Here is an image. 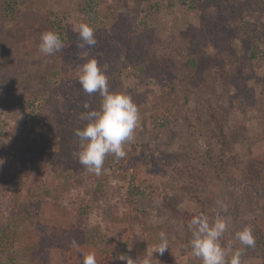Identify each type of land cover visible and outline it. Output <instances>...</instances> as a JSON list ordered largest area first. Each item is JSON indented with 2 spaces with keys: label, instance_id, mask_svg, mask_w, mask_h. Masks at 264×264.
<instances>
[{
  "label": "rangeland",
  "instance_id": "obj_1",
  "mask_svg": "<svg viewBox=\"0 0 264 264\" xmlns=\"http://www.w3.org/2000/svg\"><path fill=\"white\" fill-rule=\"evenodd\" d=\"M0 0V264H202L188 223L224 219L222 246L264 264V0ZM97 44L78 49L79 24ZM66 45L38 51L41 34ZM140 120L126 156L97 176L80 165L76 129L87 60ZM55 219H57L55 221ZM69 226H57L54 222ZM251 226L254 248L236 232ZM223 239V240H222Z\"/></svg>",
  "mask_w": 264,
  "mask_h": 264
},
{
  "label": "clouds",
  "instance_id": "obj_2",
  "mask_svg": "<svg viewBox=\"0 0 264 264\" xmlns=\"http://www.w3.org/2000/svg\"><path fill=\"white\" fill-rule=\"evenodd\" d=\"M79 41L78 49L92 48L97 44L95 29L87 22L73 26ZM66 47L60 34L48 30L41 34L38 51L51 56ZM78 81L85 94H94L101 98L99 108H92L89 101L84 102V113L81 119L87 121L84 127L76 129L74 135L79 138L80 151L73 153L81 166L88 172L99 176L102 173L105 159L113 155L116 160L126 156V145L134 142L135 129L140 120L139 108L131 95L126 92L111 91L108 84V66L100 64L96 58L87 60L80 69ZM224 219L217 216L214 220L204 213L194 215L188 223L192 234L189 245L193 254L202 260V264H242L240 249L233 250L231 245L222 246L220 238L227 229ZM162 245L154 252H163L168 248L166 233H159ZM236 239L241 245L254 248L256 239L251 226H245L236 232ZM154 252L133 260L120 255V260L127 264H153ZM82 264H97L94 252L82 253Z\"/></svg>",
  "mask_w": 264,
  "mask_h": 264
},
{
  "label": "trees",
  "instance_id": "obj_3",
  "mask_svg": "<svg viewBox=\"0 0 264 264\" xmlns=\"http://www.w3.org/2000/svg\"><path fill=\"white\" fill-rule=\"evenodd\" d=\"M16 0H7L5 3V12L8 16H11L13 18H15L16 13H17V7H16ZM61 37V35H60ZM61 39L63 40V37H61ZM223 240V239H222Z\"/></svg>",
  "mask_w": 264,
  "mask_h": 264
},
{
  "label": "crops",
  "instance_id": "obj_4",
  "mask_svg": "<svg viewBox=\"0 0 264 264\" xmlns=\"http://www.w3.org/2000/svg\"><path fill=\"white\" fill-rule=\"evenodd\" d=\"M57 219H55V221H56ZM64 222L65 223H60V221L58 222H54L55 223V225H57V226H63V227H68L69 226V220L68 219H66V220H64Z\"/></svg>",
  "mask_w": 264,
  "mask_h": 264
}]
</instances>
